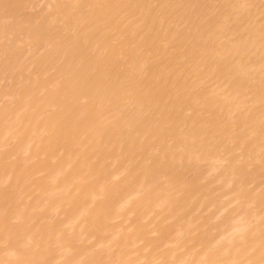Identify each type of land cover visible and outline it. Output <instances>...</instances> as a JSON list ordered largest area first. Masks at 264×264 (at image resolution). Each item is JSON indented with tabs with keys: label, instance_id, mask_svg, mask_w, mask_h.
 Masks as SVG:
<instances>
[{
	"label": "bare ground",
	"instance_id": "bare-ground-1",
	"mask_svg": "<svg viewBox=\"0 0 264 264\" xmlns=\"http://www.w3.org/2000/svg\"><path fill=\"white\" fill-rule=\"evenodd\" d=\"M0 264H264V0H0Z\"/></svg>",
	"mask_w": 264,
	"mask_h": 264
}]
</instances>
